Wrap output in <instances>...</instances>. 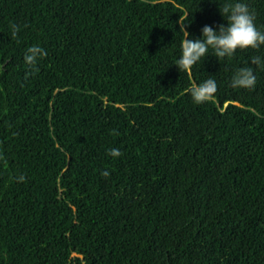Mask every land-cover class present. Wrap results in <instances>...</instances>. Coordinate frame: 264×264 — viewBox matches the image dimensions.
<instances>
[{"label": "trees", "instance_id": "16d2710c", "mask_svg": "<svg viewBox=\"0 0 264 264\" xmlns=\"http://www.w3.org/2000/svg\"><path fill=\"white\" fill-rule=\"evenodd\" d=\"M234 2L0 0V264H264V44L174 64Z\"/></svg>", "mask_w": 264, "mask_h": 264}, {"label": "clouds", "instance_id": "9594fccd", "mask_svg": "<svg viewBox=\"0 0 264 264\" xmlns=\"http://www.w3.org/2000/svg\"><path fill=\"white\" fill-rule=\"evenodd\" d=\"M227 22L216 26L204 24L200 28V35L193 36L183 20L179 19V30L184 39L181 44V54L174 63L178 69L188 70L211 49L216 57L231 56L237 48H259L264 44V30L258 28L254 22V13L249 10L245 0H235L231 7H224ZM190 23V22H189ZM45 55V51L38 45L26 49L23 59L26 64L35 65L37 60ZM251 63L264 66V58L253 56ZM256 82V75L249 66L238 67L231 76V86L234 88H251ZM217 83L211 77L194 84L188 91L194 103L200 104L209 100L216 92ZM112 156H119L120 150H108ZM102 175H108L107 170ZM23 177H20L22 179Z\"/></svg>", "mask_w": 264, "mask_h": 264}]
</instances>
